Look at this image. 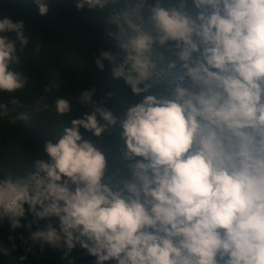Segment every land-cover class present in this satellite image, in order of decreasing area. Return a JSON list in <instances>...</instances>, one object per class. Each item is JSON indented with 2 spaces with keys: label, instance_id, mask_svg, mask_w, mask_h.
Returning <instances> with one entry per match:
<instances>
[{
  "label": "clouds",
  "instance_id": "9594fccd",
  "mask_svg": "<svg viewBox=\"0 0 264 264\" xmlns=\"http://www.w3.org/2000/svg\"><path fill=\"white\" fill-rule=\"evenodd\" d=\"M71 3L102 26L90 56L116 90L57 97L67 126L22 174L0 176V256L25 264L47 246L67 264L75 249L91 264H264V0ZM28 26L0 17V95L28 82ZM13 110L0 102V120ZM110 136L115 169L97 147Z\"/></svg>",
  "mask_w": 264,
  "mask_h": 264
},
{
  "label": "trees",
  "instance_id": "16d2710c",
  "mask_svg": "<svg viewBox=\"0 0 264 264\" xmlns=\"http://www.w3.org/2000/svg\"><path fill=\"white\" fill-rule=\"evenodd\" d=\"M48 7L45 16H34L31 0H0V17H8L13 22L26 21L29 26L25 31L31 34L28 49L21 54L17 68L27 77L25 88L0 95V102L14 109L9 117L0 120V176L22 174L41 142L67 126L68 117H57L52 110L57 97H76L82 89L91 87H95L98 94L116 90L115 82L106 71L95 69L90 56L91 50L105 44L99 21L89 17L87 10L76 11L71 0H48ZM33 45L38 51L33 50ZM13 98L19 100V107L10 103ZM108 106L116 108L112 101ZM76 108L77 114L86 111L79 105ZM20 112L28 113V121L9 123V118ZM119 143L115 136H110L105 144L97 145L105 152L111 169L119 167ZM38 158L47 160L43 153ZM16 234L27 237L22 228L17 229ZM6 235L5 222L0 229V239ZM33 252L35 255H29L25 264H67V260L60 259L62 253L47 246L43 252L38 248H33ZM19 254L17 251L9 257L0 256V264H14L13 257ZM69 259H73L74 264H91L94 258L75 249Z\"/></svg>",
  "mask_w": 264,
  "mask_h": 264
},
{
  "label": "rangeland",
  "instance_id": "374dc122",
  "mask_svg": "<svg viewBox=\"0 0 264 264\" xmlns=\"http://www.w3.org/2000/svg\"><path fill=\"white\" fill-rule=\"evenodd\" d=\"M38 102L40 103L41 106H43L42 103H41L40 101H38Z\"/></svg>",
  "mask_w": 264,
  "mask_h": 264
}]
</instances>
